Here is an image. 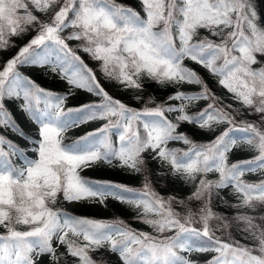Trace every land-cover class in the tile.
Listing matches in <instances>:
<instances>
[{
	"label": "snow or ice",
	"instance_id": "obj_1",
	"mask_svg": "<svg viewBox=\"0 0 264 264\" xmlns=\"http://www.w3.org/2000/svg\"><path fill=\"white\" fill-rule=\"evenodd\" d=\"M139 4L140 11L118 0H0V52L16 49L0 59V264H109L107 254L118 264H200L192 253H214L204 264H264V175L243 179L264 174V25L254 0ZM78 51L98 62L105 80L136 93L142 107L110 95ZM186 60L239 108L225 104ZM21 67L46 69L98 100L65 109L74 92L46 89ZM153 82L176 90L159 102L151 93L145 100ZM185 84L197 90L182 91ZM197 102L204 106L189 112ZM245 111L257 119H243ZM91 121L103 123L65 143L64 133ZM183 123L215 135L195 141L179 130ZM240 146L254 155L230 160ZM98 162L142 176V186L80 174ZM170 180L188 191L161 195L155 183ZM108 197L152 231L70 211ZM217 204L229 212L216 211Z\"/></svg>",
	"mask_w": 264,
	"mask_h": 264
},
{
	"label": "trees",
	"instance_id": "obj_2",
	"mask_svg": "<svg viewBox=\"0 0 264 264\" xmlns=\"http://www.w3.org/2000/svg\"><path fill=\"white\" fill-rule=\"evenodd\" d=\"M120 1L124 2L125 0H120ZM257 1L258 0H254V5H255V8H256V10H257V12L261 18L259 22L262 25H264L263 10L261 8H259ZM132 2H133V4H135L138 7L137 11H140L139 0H132ZM141 14H143V13H141ZM202 34H205V33H202ZM25 39H27V38H25ZM185 64L188 67L196 68V70L209 83V86L213 89V91L217 92L218 95H221L224 97L223 102L225 104H232V105L234 104V101L231 99L230 94H228L225 89H222V88L217 89L215 80L208 75L206 70H204L203 68H201L197 65H194L191 61L186 60ZM20 69H22V71H23V69L26 70V72L28 73V76H30L32 79L36 80V82L39 83L41 86H43V84L46 82V76L43 72H41L40 69H39V71H37V73L30 72L33 69V67H26V68L21 67ZM36 70H38V69H36ZM93 71L96 72L97 78L100 80L101 84H103L102 86L106 90L109 88L108 91H109L110 95L114 96L115 98L122 100L123 102L127 103L129 106L136 107V108L142 107V102L136 100V98H135L136 93H134L132 90L124 89L122 86L121 87L115 86L112 83L110 84V87H108L105 83V81H107V80H105L103 78L102 74L99 72L98 66ZM175 90L176 89L171 85L160 86V85L155 84L154 82L150 83V84H146V92L144 94V99L145 100L147 99V93H151L156 98L157 102H159V101L163 100L164 98H166L169 94L173 93ZM181 90L194 92L197 90V86L185 84V85L181 86ZM93 98H97V97L93 96L90 93H87V95L85 97H81V98H79V100H77V99L76 100H72V99L67 100V102H68L67 108L79 107L82 103L89 102ZM235 105H233V106H235ZM203 106H204V102H197L195 104H191V105H189V112H195ZM168 115L171 118V116H173L174 114H168ZM94 122L95 123H94V129L93 130L100 127V125L103 123L102 121H94ZM0 130L4 131L3 129H0ZM179 130L183 131V132H188L192 136V138L198 142L208 141V140L212 139L215 135V133H210L207 131H197L195 126L188 124V123L181 124ZM6 135L9 138L14 137L15 141L20 143L18 141L19 138H17V136H14L11 132H7ZM78 137H80V136L79 135L73 136L70 138H66L64 141H65V143H69ZM21 145H23V144H21ZM169 146L170 147H176V148H185V149L187 148L186 145L179 143V142H173ZM253 155H254V153L247 150V148L245 147L240 152L232 151L229 159L232 161H235L237 159L250 158ZM151 167L154 170L158 169V165H156L154 162L151 165ZM81 175L84 177L95 179V180H109V181H114L117 183H120L119 181L127 182L129 184V186L135 187V188H139L140 186H142V182H143L142 176L130 174L128 171H126V170L124 171V169H120L117 172H109L108 170H100V169H95V170L90 169L89 171L83 172ZM217 175L218 174H216V173H212V174H210V178L214 179V178H216ZM261 175H264V174L258 172V173H255L254 176L252 177V176H249L247 173V174H245L243 179L246 181L254 182V181L259 180L261 178ZM155 187H156V190L161 195H167V194H170L172 192H179V193L183 194V193L188 191V188L185 187L179 180H170L167 182L155 183ZM223 194L227 195V190H225V192ZM105 205L107 208V215H106L107 217H105L106 219H111L114 217H120V218H123L125 221H127L131 225V227H133L135 229H141V230L149 231V232L152 231V229L149 228L147 225H145L143 223H139V222L132 219V217L135 215V213L132 211V209L129 206H127L125 204H121L120 202H118L117 200H115L111 197H108L105 200ZM215 210L218 212H221V213H228L229 212L228 209H226L223 206H220L218 204L215 206ZM75 214L81 215V213H79V212H76ZM233 235L235 236V238L237 240H240L241 243L250 244V241L243 240L241 238V236L239 235V233H236L234 231ZM100 255H104V254L103 253H96V254H94V258H97ZM106 258L109 261V264H118V261H117V258L115 255L107 254ZM200 264H203V263H200Z\"/></svg>",
	"mask_w": 264,
	"mask_h": 264
},
{
	"label": "rangeland",
	"instance_id": "obj_3",
	"mask_svg": "<svg viewBox=\"0 0 264 264\" xmlns=\"http://www.w3.org/2000/svg\"><path fill=\"white\" fill-rule=\"evenodd\" d=\"M118 2L119 3H123L125 5H128V6H131V7H133L136 10L138 9V7L135 4H133L132 0H125L124 1L125 3L120 1V0H118ZM257 4L259 5V8H261L263 10V15H264V0H258ZM25 38H27V37H25ZM24 42H25L24 40H16V43L18 45L22 44ZM76 43H78V42H75V41L70 42V46L75 47ZM15 51H16V49H12V50H10L8 52H0V59H3L5 57L11 56L12 54H14ZM77 54L80 55L81 58L84 60V62L88 65V67L92 68L93 70L98 66V62L93 61L92 59H90L89 56L86 53H84L82 51H78ZM23 68H26V67H23ZM36 69H38V68L34 69V67H33V69L30 72L37 73V71H39V69L38 70H36ZM19 70L21 72H23L24 75L28 76V73L26 72V70H24V69H23V71H22V69H19ZM40 70L46 76V82L44 83L45 85L43 84L42 87H45L46 89H49V90H52L54 92L61 93V94L68 93L69 91L74 92V95H68L67 100H70V99L79 100V98L85 97L87 95L86 91L77 90V89H70V87L67 85V83L65 81H62L58 77H55V76L51 75L46 69H40ZM105 83H106V85L108 87H110L111 83L114 84L115 86L121 87L118 84H116L114 81H108L107 80V81H105ZM108 90H109V88L107 89V91ZM67 100L65 101V104H64L65 109L68 106ZM96 100H98V99L97 98H93L91 101H96ZM233 105H235L233 107L239 108V105L235 101H234ZM9 107H11L13 115L16 117L17 122L21 125V127H23L28 132H34L35 125L32 124L31 122H29L23 116L22 113L17 112L15 110V108L12 107V105H9ZM237 119L239 120V119H241V117H237ZM243 119H248V120L255 121L257 119V117L249 116L247 114V112L245 111ZM94 123H95L94 121H91V122H88L86 124H82L79 127H74V128L69 129L66 133H64V140L66 138H70V137L77 136V135L82 136L85 132L92 131L94 129ZM0 132H2V131L0 130ZM17 138H19V137H17ZM113 138L115 139V137H113ZM11 139L15 140L14 137H12ZM18 141L21 144H24V141L21 140L20 138L18 139ZM244 148H245L244 146H240V147L234 148L233 151L234 152L235 151L236 152H240ZM90 169H92V170H95V169L108 170L109 172H117V171L120 170V168H118V167L110 166V165H108V164H106L104 162H98L95 165H93L92 167L85 168L83 171H81L80 174H82L83 172L89 171ZM248 175L252 176V177L254 176L253 173H248ZM119 182L122 183V184L129 185L127 182H122V181H119ZM70 211H72L73 213L79 212V213H81V215H86V216H90V217H94V218L104 219L105 217H107L106 216L107 215V208H106L105 204L102 205L99 202H87V201L81 202L79 204H75L74 206H72L70 208ZM194 226H196V225H194ZM215 234H216V236H221V232H219V231H217ZM222 238L226 239V237H222ZM212 255H214V253H204V254L192 253L190 258L193 259V260H198L200 263L204 264V261L206 259H209Z\"/></svg>",
	"mask_w": 264,
	"mask_h": 264
}]
</instances>
